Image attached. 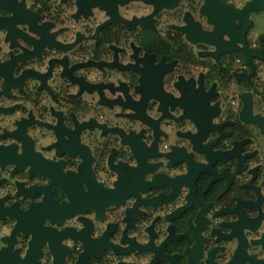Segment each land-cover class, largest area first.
<instances>
[{
    "label": "flooded vegetation",
    "instance_id": "obj_1",
    "mask_svg": "<svg viewBox=\"0 0 264 264\" xmlns=\"http://www.w3.org/2000/svg\"><path fill=\"white\" fill-rule=\"evenodd\" d=\"M0 264H264V0H0Z\"/></svg>",
    "mask_w": 264,
    "mask_h": 264
}]
</instances>
